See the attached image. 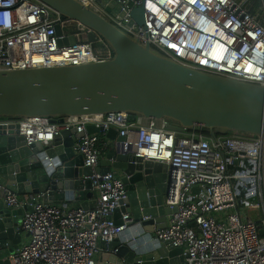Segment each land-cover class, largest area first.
<instances>
[{
    "label": "built area",
    "instance_id": "obj_1",
    "mask_svg": "<svg viewBox=\"0 0 264 264\" xmlns=\"http://www.w3.org/2000/svg\"><path fill=\"white\" fill-rule=\"evenodd\" d=\"M78 1L183 65L264 86V0H143L144 27L128 25L140 0H115V14L96 0ZM87 31L38 0H0V70L110 59L112 50L97 34L94 43L79 39ZM69 36L74 43L58 44ZM12 122L26 144L47 143L60 128L75 127L82 135L74 149L92 169L112 145L165 164V205L175 211L152 237L181 248L182 264H264V135L234 131L212 140L200 127L177 132L166 119L131 122L124 112L68 116L61 125L45 117ZM87 124L102 129L88 133ZM110 127L123 141L110 145ZM89 179L95 205L88 209L45 202L40 194H6L7 206L25 210L18 232L27 237L8 256L10 264H95L100 243L115 239L131 219L126 212L120 224L112 218L126 197L117 174L92 170Z\"/></svg>",
    "mask_w": 264,
    "mask_h": 264
},
{
    "label": "water",
    "instance_id": "obj_2",
    "mask_svg": "<svg viewBox=\"0 0 264 264\" xmlns=\"http://www.w3.org/2000/svg\"><path fill=\"white\" fill-rule=\"evenodd\" d=\"M63 18L91 31L79 39L94 43L100 36L112 50L110 59L80 65H52L0 70V264L19 247L24 209L7 206L6 194H37L45 202L74 199L88 209L95 205L89 176L114 170L125 199L112 218L128 213L131 222L110 242H101L95 264H182L181 248L152 237L166 225L175 207L165 205L169 176L165 164L142 160L112 145L92 169L83 165L74 143L82 132L60 128L47 143L26 144L18 123L3 119L45 117L61 125L65 117L124 112L136 117L166 119L168 129L203 128L212 140L218 134L264 135V86L204 72L183 65L140 42L78 0H38ZM107 12L115 0H96ZM140 4L129 12L128 25L144 27ZM120 15L123 13L118 12ZM60 26L55 34L61 35ZM69 36L58 44L74 43ZM101 126H85L100 132ZM106 136L123 141L114 128ZM262 235L263 231L260 230Z\"/></svg>",
    "mask_w": 264,
    "mask_h": 264
},
{
    "label": "crops",
    "instance_id": "obj_3",
    "mask_svg": "<svg viewBox=\"0 0 264 264\" xmlns=\"http://www.w3.org/2000/svg\"><path fill=\"white\" fill-rule=\"evenodd\" d=\"M3 120H5L7 122H11L12 121V119H3ZM109 140H111L110 141V145L113 142H115L114 139H110L109 138ZM109 150H110V147L108 146V148H106V149L103 150L102 155H104ZM111 171H113L115 174H117L116 171H114V170H111ZM50 203H53V204H56V205H60V206L65 207V208H73V207L79 206V202L77 200H74V199H62V200H58L57 202L52 201ZM167 220H168V216L165 218V222H167ZM26 240H27V237L25 235H22L21 234V239H20V242H19V246L22 245L24 242H26Z\"/></svg>",
    "mask_w": 264,
    "mask_h": 264
},
{
    "label": "trees",
    "instance_id": "obj_4",
    "mask_svg": "<svg viewBox=\"0 0 264 264\" xmlns=\"http://www.w3.org/2000/svg\"><path fill=\"white\" fill-rule=\"evenodd\" d=\"M202 131L205 132L203 128H202Z\"/></svg>",
    "mask_w": 264,
    "mask_h": 264
},
{
    "label": "bare ground",
    "instance_id": "obj_5",
    "mask_svg": "<svg viewBox=\"0 0 264 264\" xmlns=\"http://www.w3.org/2000/svg\"><path fill=\"white\" fill-rule=\"evenodd\" d=\"M201 130H202V128H201ZM203 132V131H202ZM204 134H205V132H204Z\"/></svg>",
    "mask_w": 264,
    "mask_h": 264
}]
</instances>
